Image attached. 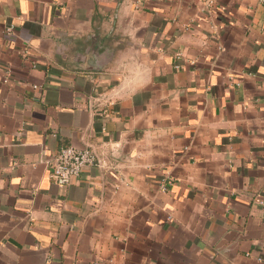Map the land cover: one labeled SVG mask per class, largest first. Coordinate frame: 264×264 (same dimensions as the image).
<instances>
[{
  "label": "crops",
  "instance_id": "obj_1",
  "mask_svg": "<svg viewBox=\"0 0 264 264\" xmlns=\"http://www.w3.org/2000/svg\"><path fill=\"white\" fill-rule=\"evenodd\" d=\"M0 264H264L260 0H0Z\"/></svg>",
  "mask_w": 264,
  "mask_h": 264
},
{
  "label": "built area",
  "instance_id": "obj_2",
  "mask_svg": "<svg viewBox=\"0 0 264 264\" xmlns=\"http://www.w3.org/2000/svg\"><path fill=\"white\" fill-rule=\"evenodd\" d=\"M260 1L264 5V0ZM13 30V25H9L5 28V33L9 35ZM180 57V54L176 55V59H180ZM98 165L100 164L97 155L92 149L63 146L59 148L51 163L50 177L56 185L64 186L72 178L78 177L84 167ZM260 203L263 204L261 201Z\"/></svg>",
  "mask_w": 264,
  "mask_h": 264
}]
</instances>
